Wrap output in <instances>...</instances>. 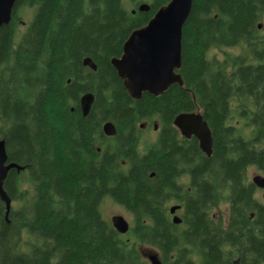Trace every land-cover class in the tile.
<instances>
[{"label": "trees", "instance_id": "obj_1", "mask_svg": "<svg viewBox=\"0 0 264 264\" xmlns=\"http://www.w3.org/2000/svg\"><path fill=\"white\" fill-rule=\"evenodd\" d=\"M131 1L134 12L122 0H16L0 28V140L23 168L3 182L18 206L5 218L0 201V264H149L143 248L160 264H192L194 250L201 264H264V205L247 180L249 167L264 172V0H193L182 86L138 100L110 61L170 0ZM85 93L94 96L87 116ZM195 111L211 132L209 158L173 125ZM141 125L157 126L155 141L142 142ZM105 200L130 215L126 234L103 218ZM220 202L227 227L212 216ZM171 203L183 207L180 225Z\"/></svg>", "mask_w": 264, "mask_h": 264}, {"label": "water", "instance_id": "obj_2", "mask_svg": "<svg viewBox=\"0 0 264 264\" xmlns=\"http://www.w3.org/2000/svg\"><path fill=\"white\" fill-rule=\"evenodd\" d=\"M15 2L16 0H0V28L9 24ZM192 2L193 0H170L155 12L146 25L132 31L123 44L121 56L111 59V65L131 99L138 100L143 93L157 97L171 85L182 86L183 81L177 72L181 67L182 28L190 14ZM148 9L146 3L138 6L139 12H147ZM82 64L92 71L96 70L89 57L84 58ZM93 101L94 96L91 93L81 96L80 110L83 116L88 115ZM173 125L182 137L196 138L201 152L208 158L211 156V132L199 111L178 114L173 120ZM140 128H143V125ZM156 128L155 125L154 130ZM102 131L107 137L116 134L111 121L102 124ZM7 160L4 142L0 140V201L5 207V218L11 209V199L3 188V182L11 169H23L14 163H7ZM251 181L256 188L264 189L263 176L255 175ZM179 208L178 205L169 207L174 224L181 223V218L175 215ZM110 223L112 228L122 235L130 229L129 222L121 215L112 216ZM146 259L149 264H160L157 253L152 252Z\"/></svg>", "mask_w": 264, "mask_h": 264}, {"label": "rangeland", "instance_id": "obj_3", "mask_svg": "<svg viewBox=\"0 0 264 264\" xmlns=\"http://www.w3.org/2000/svg\"><path fill=\"white\" fill-rule=\"evenodd\" d=\"M122 2L124 4V7L128 11H133L134 10V4H133V2L131 0H122ZM30 16H31L30 10H26V11H23V12L21 11L20 12V20H19V23H18L17 28H16L17 29L16 36H18V35L20 36L23 33V31L25 30V27H26L27 23L30 20ZM16 38H19V37H16ZM233 52L238 53L237 50H234ZM216 54H217V57L218 58H221V53L216 52ZM142 130H143L142 142H149L150 143V142L155 141L156 134H157L156 133L157 128H156V130H154L152 127L146 128L143 125ZM255 175H261V176L264 177V174L258 173L255 168L249 167L248 168V171H247V180L249 182H251L252 178ZM21 178L23 180H25V176L24 175ZM27 186H28L27 181H23L22 182V187L25 188ZM263 196H264V189H259V191L256 193V198L260 202H262V203H264ZM11 205L13 207L14 206H18V203L17 202H12ZM171 205H174V203H171L169 206H171ZM100 210H101V213H102L103 218L106 219L109 222H110V218L112 216H114V215H121V216H123L129 222V224H131V217H130V215L122 207H120L117 204L111 202L110 200H105L101 204ZM213 215H214L215 218L221 217V218H223V220H226L228 218V207H227V203L220 202V203L216 204L214 206V208H213ZM153 251L155 252V250H153V249L143 248L142 253H143V255L145 257H147L148 255L152 254Z\"/></svg>", "mask_w": 264, "mask_h": 264}, {"label": "flooded vegetation", "instance_id": "obj_4", "mask_svg": "<svg viewBox=\"0 0 264 264\" xmlns=\"http://www.w3.org/2000/svg\"><path fill=\"white\" fill-rule=\"evenodd\" d=\"M7 163H9L8 162V160H7ZM6 163V164H7ZM258 173H261V174H264V172H262V171H258V170H256ZM251 183H252V181H251ZM184 184H185V186H186V190L189 192L190 191V185H189V182H188V180H185L184 181ZM253 184V183H252ZM255 187V186H254ZM259 191V188H256L255 187V197H256V193ZM263 198H264V196H263ZM262 203V202H261ZM263 205H264V203H262ZM174 205H178V204H174ZM171 206H173V205H171ZM170 206V207H171ZM178 206H180V208L175 212V215H177V216H179L180 218H181V215H182V211H183V207L181 206V205H178ZM227 207H228V204H227ZM228 211H229V208H228ZM170 214V213H169ZM170 216H171V220H172V217H173V215L172 214H170ZM212 216L214 217V215L212 214ZM251 216H253V215H251ZM215 218V217H214ZM217 218H219L221 221H222V224H223V226L224 227H227L228 226V219H226V220H223V218H221V217H217ZM182 222V221H181ZM181 224V223H180ZM180 224H175V225H180ZM184 228V231H188L189 230V227L188 226H186V227H184V226H182V229ZM194 253H195V256L193 257V259H192V264H201V262H202V260H201V258L197 255V252L194 250L193 251ZM157 253V252H156ZM158 255V254H157ZM238 259H233L232 260V262H231V264H238Z\"/></svg>", "mask_w": 264, "mask_h": 264}, {"label": "bare ground", "instance_id": "obj_5", "mask_svg": "<svg viewBox=\"0 0 264 264\" xmlns=\"http://www.w3.org/2000/svg\"><path fill=\"white\" fill-rule=\"evenodd\" d=\"M219 186V185H218Z\"/></svg>", "mask_w": 264, "mask_h": 264}]
</instances>
